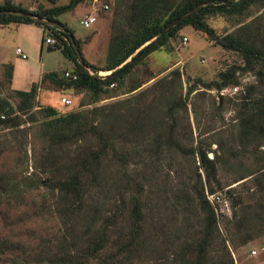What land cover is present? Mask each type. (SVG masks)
<instances>
[{"label":"rangeland","instance_id":"obj_1","mask_svg":"<svg viewBox=\"0 0 264 264\" xmlns=\"http://www.w3.org/2000/svg\"><path fill=\"white\" fill-rule=\"evenodd\" d=\"M7 1L29 11L69 3V0H56L53 4L47 0H0V4ZM116 3L117 0H82L57 16L80 41L81 55L92 65L101 66L105 61L113 20L120 21ZM102 5H107L108 9L104 10ZM119 8L126 9L125 6ZM89 14L95 15L96 21L86 28L80 24V19ZM205 21L216 34L232 33L247 45L264 51V0H255L241 14H215L207 16ZM25 26L19 30L14 24L0 26V97H7L14 107L19 99L10 89L4 62L15 63L16 74L27 80H35L40 69L37 42L43 34ZM118 28L125 29V25ZM184 36L188 38L185 44ZM170 44L173 47L170 52L161 49L148 54L133 67L121 85L97 94L65 87L66 80L58 87L45 79L38 83L31 111L51 106L58 113H65L133 98V105L142 107L145 112L132 115L131 139L127 137V126L116 130L119 137L115 146L123 145L139 152L137 163L133 159L131 168L140 174L145 172V178H136L137 187L147 197L153 218L161 212L166 222L164 237L153 241L145 253L148 257L144 258V264H173L177 243L187 238L190 242L200 231L203 213L189 207L187 202L189 194L200 188L217 213V231L208 252L211 264L221 259L224 264H264V114L260 112L264 100V57L256 56L246 64L241 52L222 49L204 33L189 26L181 29ZM46 45L43 42L45 69L62 71L67 64L71 71L74 65L67 63L58 50L47 53ZM18 46L27 55L25 59L16 53ZM230 65L246 67L242 72L237 71L238 76H243L237 92L222 93L229 84L222 89L216 85L204 86L203 83L218 80L217 73ZM136 85L137 88L129 92ZM171 94L175 96L174 105L184 102L185 106H177L171 114H150L145 109L151 102H158L162 95L170 97ZM63 96L71 100L69 105L60 102ZM41 115L39 113L34 122L23 121L17 127L0 128V178L2 174L24 181L26 177H42L41 166L47 149L38 136L37 123ZM19 116L22 121L26 114L19 113ZM159 121L163 130L172 125L180 142L178 149L153 141L158 133H163L157 127ZM74 149L75 144L69 148ZM198 151L205 152L209 161L202 162ZM104 164L106 169L112 168L109 160ZM44 194L43 210L47 212L53 207V197L49 192ZM106 194L111 200L117 197L112 191ZM39 195L40 192L32 190L25 198L33 197L38 201ZM211 195L215 196L212 202ZM7 200L2 199L0 204V246L2 244L5 251L0 254V264H13V257L8 256L5 248L10 246V241L27 243L30 232L38 236L45 231L55 234L58 229L55 213L40 216L37 204L28 208L13 199L7 204ZM30 240L31 245L38 242ZM221 240L229 251L224 257L218 249Z\"/></svg>","mask_w":264,"mask_h":264},{"label":"trees","instance_id":"obj_2","mask_svg":"<svg viewBox=\"0 0 264 264\" xmlns=\"http://www.w3.org/2000/svg\"><path fill=\"white\" fill-rule=\"evenodd\" d=\"M47 1L52 4L56 2V0ZM81 1L69 0L67 5H55L32 11L9 1L0 4V10L20 11L55 23L36 21L27 15L0 12L1 25L13 22L42 27V43L46 35L51 36L54 43L47 45L48 49L60 50L74 65L70 73L75 75V78L64 76L65 71L61 73L51 71L42 75L40 83L49 79L61 87L62 81L66 80L65 87L94 94L114 85H121L133 67L148 54L161 49L170 52L173 49L171 40L186 26L204 33L222 49L241 52L246 64H250L256 56L264 57V51L247 45L232 33L216 34L205 21L207 16L215 14H241L255 0H117L116 14L120 21L113 20L105 61L101 66H95L81 55L84 64L92 71L90 74L78 62L77 51L70 36L63 31V27L72 35V40L81 54L80 41L75 39L73 32L57 19L60 13L72 9ZM199 4L203 5L167 29L161 36L169 22ZM123 6L126 8L125 11L119 8ZM122 24L125 25V29L118 28ZM3 67L10 89L19 101L14 107L7 97H0V128L17 127L23 121L34 122L41 113V120L37 123L38 136L45 145L47 154L41 166L42 177H26L24 181V179L16 180L7 174L1 175L0 204L4 198L9 199L7 204L13 199L22 202L21 204H25L24 206L28 208L37 204L40 216L55 213L58 221L55 234L45 231L35 236L30 232L27 243L10 241V246L5 248L8 256L13 257L12 263L144 264V258L148 257L145 253L149 247H152L153 241L164 237L166 222L163 221L161 212L153 218L147 197L143 194V190L137 187L136 178L139 176L145 178V172L140 174L138 170L131 168V164H134L132 161L135 159L136 162L139 152L127 146H115L119 137L116 130H120L123 125L127 126L129 131L127 137L131 139L129 135L133 134L134 126L130 122L131 117L136 113L144 114L143 108L133 105V98L128 97L116 100L107 106H93L65 113H58L51 106L31 111L39 82L33 83L29 90L13 89L11 88L13 65L7 62ZM245 69V66L230 65L217 73L218 80L203 84L206 87L216 85L219 89L228 84L229 87L236 86L243 77L238 76L237 71L242 72ZM100 70L110 73L101 76L98 75ZM136 88L137 85L130 88L129 92ZM174 97V94L170 97L162 95L158 102H151L145 109L149 110L150 114L174 113L177 106H185L184 102H177L174 105L176 101ZM260 107L262 108L260 112L264 114V100ZM19 113L26 114L24 120L20 121ZM161 123L162 121H159L157 127ZM165 128L167 130L162 129L163 133H158L153 141L157 144L166 143L178 149L180 142L173 133L172 125ZM164 132L169 134L166 136ZM74 144L76 149L69 150ZM198 156L202 162L209 161L203 151H198ZM105 160L110 161L111 169H106ZM32 190L40 192L38 201L33 197L29 200L25 198V195ZM111 191L112 194L117 195L113 200L106 194ZM45 192H49L53 197V207L48 208L47 212L43 210V203L46 202ZM187 202L189 207L201 210L204 218L203 226L194 234L195 237H192L190 242L187 238L177 243L178 251L172 262L173 264H211L208 252L214 232L217 231L215 207L206 199L202 188L195 189L191 196L189 194ZM30 239H37V244L31 245ZM221 241L218 249L224 257L229 251L224 240ZM141 250L145 252L141 253ZM4 252L1 244L0 254ZM224 262L221 259L213 264H224Z\"/></svg>","mask_w":264,"mask_h":264},{"label":"crops","instance_id":"obj_3","mask_svg":"<svg viewBox=\"0 0 264 264\" xmlns=\"http://www.w3.org/2000/svg\"><path fill=\"white\" fill-rule=\"evenodd\" d=\"M11 24H14V25H16V30H19V29H21V26L22 25H26L28 28H34L36 31H39V33H41V34H43V29H42V27H40V26H37V25H35V24H27V23H13V22H11V23H8V24H3V25H1L0 24V26L1 27H8L9 25H11ZM64 24V23H63ZM25 26V27H26ZM66 26V25H65ZM42 36H41V38H40V36H39V39H38V42H37V45L39 44V50H40V54H39V57L41 58V61H39V65H40V69L38 70V72H37V78L35 79V80H32V79H28L27 80V78H21V76L20 75H17L16 74V71H18L17 69H16V64L14 63V65H13V73H12V78H11V88H13V89H18V90H29V88L31 87V85L33 84V83H38L39 81H40V79L42 78V75L44 74V73H46V72H51V71H54V72H63V71H69V68L67 67V64H64V68H63V70L62 71H56V70H52V69H45V64H44V61H43V59H42V57H43V54H42V45H43V43H42ZM41 41V42H40ZM16 48H20L19 46L18 47H16ZM46 51H47V53H50V52H52V51H54V50H58V49H54V50H49L48 49V47H47V45H46ZM22 50V49H21ZM60 53H61V51L60 50H58ZM62 54V53H61ZM63 55V54H62ZM64 56V55H63ZM65 57V56H64ZM65 59H66V61H67V63H69V64H71L72 65V62L71 61H69L66 57H65ZM4 63H7V62H4ZM11 63V62H10ZM63 63V62H62ZM71 70V69H70ZM19 73V72H18ZM25 80V81H24ZM22 81H23V85H22ZM22 85V86H21ZM63 97H65V96H63ZM62 98V97H61ZM61 98H60V102H61ZM66 98V97H65Z\"/></svg>","mask_w":264,"mask_h":264},{"label":"built area","instance_id":"obj_4","mask_svg":"<svg viewBox=\"0 0 264 264\" xmlns=\"http://www.w3.org/2000/svg\"><path fill=\"white\" fill-rule=\"evenodd\" d=\"M102 8L104 10L108 9L107 5H102ZM95 21H96V16L95 15H92V14H89V15H85L84 18L80 19V24L83 27L88 28ZM182 39H183V43L185 44L187 42V37L184 36ZM43 42H45L47 45H51V44L54 43V39L51 36H47L46 35ZM16 53L19 54L22 59H25L27 57V55L25 53H23V51L20 48H16ZM88 73L92 74V71L89 70ZM106 73H109V71H107V72H101L100 71L98 73V75L105 76ZM64 76L75 78V75L71 74L70 71H65L64 72ZM112 86H113V84L110 85V87H112ZM237 86L238 85L225 88V89L222 90V93H224V92H229L230 94L235 93V92L238 91ZM61 103L64 104V105H69L71 103V100L69 98L62 97L61 98ZM210 197H211L210 201L212 202V200L215 199L214 198L215 196L211 195Z\"/></svg>","mask_w":264,"mask_h":264},{"label":"water","instance_id":"obj_5","mask_svg":"<svg viewBox=\"0 0 264 264\" xmlns=\"http://www.w3.org/2000/svg\"><path fill=\"white\" fill-rule=\"evenodd\" d=\"M203 4H199L198 6H196L195 8H193L192 10L186 12L185 14H183L182 16L172 20L171 22H169L167 24V26L164 28V30L162 31V34L161 36H163V34L165 33V31L167 29H169L170 27L174 26L175 24H177L179 21H181L182 19H184L186 16L190 15V13H192L193 11H196L198 7L202 6ZM0 12H3V13H15V14H21V15H27V16H30L31 18H33L34 20L36 21H40V22H45V23H48V24H55L54 22L52 21H49V20H46L44 18H41V17H38V16H33V15H30L28 13H24V12H20V11H12V10H0ZM63 31L65 33H67L70 38H71V42L73 44V46L75 47L76 51H77V55H78V62L81 64V66L88 72L90 70V68L88 66H86L84 64V62L82 61V57H81V54L74 42V40H72V35L68 33L67 29L63 27ZM131 58L128 59V61H130ZM110 73V72H109ZM108 73V74H109ZM107 74V75H108Z\"/></svg>","mask_w":264,"mask_h":264}]
</instances>
